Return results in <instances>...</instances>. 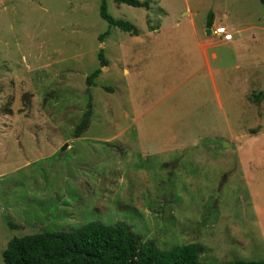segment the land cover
I'll list each match as a JSON object with an SVG mask.
<instances>
[{"label": "rangeland", "instance_id": "374dc122", "mask_svg": "<svg viewBox=\"0 0 264 264\" xmlns=\"http://www.w3.org/2000/svg\"><path fill=\"white\" fill-rule=\"evenodd\" d=\"M101 1L0 0V264L14 238L93 221L164 250L201 244L205 264L264 261V102L250 100L264 92L261 1L108 0L138 35L103 20ZM219 26L232 36L208 50L220 98L210 83L199 111L184 79L203 67L194 30Z\"/></svg>", "mask_w": 264, "mask_h": 264}, {"label": "trees", "instance_id": "16d2710c", "mask_svg": "<svg viewBox=\"0 0 264 264\" xmlns=\"http://www.w3.org/2000/svg\"><path fill=\"white\" fill-rule=\"evenodd\" d=\"M108 0L101 1L100 16L111 27L138 35V29L130 22L117 20L108 12ZM136 8L150 10L152 1L114 0ZM264 7V0H260ZM150 21V20H149ZM213 24L212 18L208 27ZM109 32L99 37L103 41ZM99 58L102 67L107 66L104 53ZM101 70L87 78V85H94ZM250 100L260 105L264 102V92L252 94ZM93 107L90 103L78 124L74 137L80 138L90 127ZM205 248L198 243L177 245L164 250L154 240H143L126 223L106 224L90 222L81 228L68 231L42 232L11 240L3 253L4 264H205L200 255ZM221 264H264V261H228Z\"/></svg>", "mask_w": 264, "mask_h": 264}, {"label": "crops", "instance_id": "0c3cea01", "mask_svg": "<svg viewBox=\"0 0 264 264\" xmlns=\"http://www.w3.org/2000/svg\"><path fill=\"white\" fill-rule=\"evenodd\" d=\"M194 32H195L194 34L196 36L195 37L196 44H197V47L199 48L201 56H202L203 67L201 70L193 72L192 74H189L188 76H187L186 70H185V78L184 79L189 81L188 82L189 84L187 85V86H189L187 92L190 95H196L197 96V99H198V108L197 109H199V111H200L201 107H202V97H201L202 93H203V91L206 93V91L209 90L210 83H211L212 87L214 88L215 93L216 94L218 93L219 98H220V94L218 92L217 85H216V80H215V76H214V70L212 67L211 58L209 57V53H208V50L211 49L212 47L216 46L217 43H215V42L213 43L211 41V38L213 37L211 35L209 36L206 34L205 37L203 38V37H201V34L197 30H194ZM221 41H225V40H221ZM217 59H218V56L216 55V53H213L212 54V60H217ZM186 66L190 67L191 65H186ZM130 71H131V69H130L129 63L126 62L125 66H124V72L126 74H129ZM184 85H185V83L182 84L183 87H184ZM206 98L208 99L207 95H206ZM157 107H158L157 105H154L153 108H151L149 110L146 107L144 109L147 112L146 115L148 117H151L153 111L156 110ZM220 107L223 108L221 101H220ZM190 113H186V114H188L187 122L185 123L186 127L189 126V127H194L196 130H202L201 128H199V126H202V127L204 126L203 119L205 118L204 117L205 115L202 114L201 112H196V114L194 112L191 114ZM206 117H208V116L206 115ZM170 129H172L170 131V133H177L176 120H174L170 123ZM167 143H165V144H167Z\"/></svg>", "mask_w": 264, "mask_h": 264}, {"label": "built area", "instance_id": "2783aa9c", "mask_svg": "<svg viewBox=\"0 0 264 264\" xmlns=\"http://www.w3.org/2000/svg\"><path fill=\"white\" fill-rule=\"evenodd\" d=\"M211 36L215 38H222V40L230 41L232 39L231 34H228V30L225 26H219L212 30Z\"/></svg>", "mask_w": 264, "mask_h": 264}, {"label": "water", "instance_id": "95a60500", "mask_svg": "<svg viewBox=\"0 0 264 264\" xmlns=\"http://www.w3.org/2000/svg\"><path fill=\"white\" fill-rule=\"evenodd\" d=\"M207 35H209V36L211 35V30H208V31H207ZM229 146H230V145H229L228 143H226V148H228Z\"/></svg>", "mask_w": 264, "mask_h": 264}, {"label": "clouds", "instance_id": "9594fccd", "mask_svg": "<svg viewBox=\"0 0 264 264\" xmlns=\"http://www.w3.org/2000/svg\"><path fill=\"white\" fill-rule=\"evenodd\" d=\"M216 28V27H215ZM211 33H212V31H211Z\"/></svg>", "mask_w": 264, "mask_h": 264}]
</instances>
